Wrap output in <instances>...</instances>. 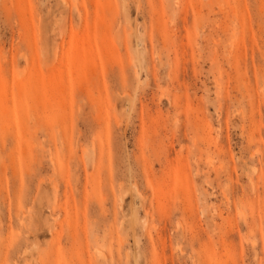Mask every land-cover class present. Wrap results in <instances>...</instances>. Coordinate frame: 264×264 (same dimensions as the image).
<instances>
[{
    "label": "rangeland",
    "instance_id": "rangeland-1",
    "mask_svg": "<svg viewBox=\"0 0 264 264\" xmlns=\"http://www.w3.org/2000/svg\"><path fill=\"white\" fill-rule=\"evenodd\" d=\"M0 264H264V0H0Z\"/></svg>",
    "mask_w": 264,
    "mask_h": 264
},
{
    "label": "bare ground",
    "instance_id": "bare-ground-1",
    "mask_svg": "<svg viewBox=\"0 0 264 264\" xmlns=\"http://www.w3.org/2000/svg\"><path fill=\"white\" fill-rule=\"evenodd\" d=\"M67 1V0H66ZM77 8V7H76ZM109 29V28H108ZM107 34V33H106ZM117 38V37H116ZM111 41H112V39H110ZM207 162L209 163V164H211V166L212 167H214V164H212L213 163V159L212 158H210V157H208V159H207Z\"/></svg>",
    "mask_w": 264,
    "mask_h": 264
}]
</instances>
